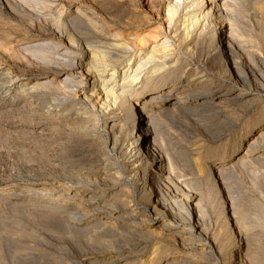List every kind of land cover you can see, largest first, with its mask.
<instances>
[{
  "label": "rangeland",
  "instance_id": "rangeland-1",
  "mask_svg": "<svg viewBox=\"0 0 264 264\" xmlns=\"http://www.w3.org/2000/svg\"><path fill=\"white\" fill-rule=\"evenodd\" d=\"M167 1L0 0V264H264V0H215L188 44L172 37L184 11L169 20ZM208 1L184 6L207 11ZM76 10L82 21H74ZM60 13L69 21L64 31ZM220 27L232 50L226 76L221 57L203 61L216 57ZM67 31L76 42L64 57L54 46L68 45ZM121 40L179 63H158L168 71L142 87L157 63L147 66L126 90L127 100L139 99L96 110L83 100L88 77L67 60L88 46L113 63ZM187 65L204 77H182ZM203 79L212 105L170 111L169 97L193 96L185 83ZM241 92L242 100L219 101ZM142 106L164 160L157 181L129 177L108 150L105 126L122 120L111 130L118 143L135 135ZM95 192L103 194L94 199ZM111 196L135 215L103 209ZM188 205L201 228H191Z\"/></svg>",
  "mask_w": 264,
  "mask_h": 264
},
{
  "label": "bare ground",
  "instance_id": "bare-ground-1",
  "mask_svg": "<svg viewBox=\"0 0 264 264\" xmlns=\"http://www.w3.org/2000/svg\"><path fill=\"white\" fill-rule=\"evenodd\" d=\"M209 1L210 3L207 4L209 9L207 8V11L205 9V11L198 12L197 10L195 11V8L199 6L198 2L192 3V9H189L187 8V6H184L186 4V0H168L167 7H166V12H167L166 14L169 20H171L169 18L170 16L172 17V16L177 15L178 10L181 7L183 8V11H184L180 21H178L177 24H175L174 27L172 28V32H171L172 37L178 40H181L183 43L188 44L191 41H193L194 37L196 36L198 32H199L198 35H200L201 30L205 28V24L207 22L209 15L211 13L213 15V11L217 8V5L215 4V0H209ZM171 2L173 3L171 4L172 6L169 4ZM75 12L76 13L73 16L74 21L81 20L80 13H78L77 10ZM68 15H69L68 13L65 14V16H68ZM68 24H69V21L68 22L67 20L65 21L63 19V13H60L59 19L57 20L58 29L61 28L64 31L66 27L68 26ZM227 29L228 28L225 29L224 27L223 28L220 27V30L215 32L218 37L217 38L218 42L214 46L213 51L215 52L214 54L217 58L213 57V55L212 56L207 55L203 59L204 62H207V63L212 62V63L218 64L217 60L221 57L223 62L222 63L219 62L217 69L219 73L225 76L226 74H230L233 70L232 66L230 65L231 62H229L230 57L232 56L231 55L232 50L229 47V36L226 34L228 31ZM59 31H60V35H59V39H60L62 38V36H61V30ZM70 34H68V31L65 34L66 39L69 40L68 41L69 43L67 46L62 47V45L59 43L54 46V48L57 51V54L61 52L62 56L64 57H68L70 56V54H72L70 50L73 49L74 47L73 44L76 41L74 37H72V35ZM163 42H166V40L164 39ZM115 48L117 50H120L119 52L120 55L115 56L116 60H114L113 63H108V64H105L104 62L102 63L98 59L97 55L91 49L89 50L88 46H85L86 51L82 56L80 57L72 56V58H69L67 60L68 61L67 63H69L71 70H78V72L81 75L83 74L84 76L86 75L88 77L89 84L87 85V88L82 93L83 100L91 102V106L96 110L103 111L104 109H106L105 112H107L108 110L112 108L122 107V105H124L126 102H130V101L132 102V100L134 99L136 100L139 99L141 97V93L140 94L136 93L133 97L130 98V100H127L126 90L128 91V89L130 88L132 89L133 86L141 82L140 80L144 78L143 73H144V70H147V66L157 63V67L155 65L154 67H151L149 77L145 79L146 81L143 83L142 87L149 86V84L152 81L150 79L158 75L160 72H167L168 70L166 69L163 70V68L166 67V65L176 66L179 63L178 58L172 59L173 57L171 58L167 53L157 55L155 53L156 52L155 47L153 46L149 50V52L146 53L143 51L134 50L130 45L127 44V42H125L124 40H121L115 44ZM214 60H216L217 62H215ZM158 63L163 64V65L166 64V65H164L163 67V66H160V64ZM214 66H217V65H214ZM234 66H236L234 69L236 70L237 65L234 64ZM181 73H182V77L185 75L188 76V74L189 76H193L192 74H194V76H197V77H204L203 72L199 71V67L197 66L192 67L190 65H187ZM185 84L187 86V90H189L187 94H193V96L188 97V98L179 97V96L169 97L171 104L173 106L170 111H174L176 110V108L181 109V110H188V111L192 110L193 108L200 110L214 103L213 98H211L210 95L207 93V91L210 90V88H208L207 85H211V84H204V79L194 84H190V83H189L190 85L188 83H185ZM244 96L245 94L241 92V93H237L233 98H227L223 96L222 98L219 99V101L220 102L225 101L228 103L230 99L232 101L242 100ZM154 100L155 98L153 97L150 100H147L149 102V106L152 104ZM144 103H146V100ZM144 103H143V106H144ZM135 104L138 105L139 103H135ZM143 106L140 109L138 108L139 112L141 113L140 115L137 116L135 125L139 123L141 127L140 129H138L135 135L131 134L126 139L118 143L117 142L118 140L114 137L115 135L113 137L111 136V134H113L111 133L112 132L111 130L115 126L121 125L120 123L122 120L120 119L112 120L110 121L111 125L109 128H106L107 125L105 126V129L109 135V140H110V146L108 150L109 152H111L110 153L111 155L112 154L116 156L120 155L122 157L124 162L128 165V176L129 177H137L140 174V172L141 173L143 172L145 178H148L149 180L157 181L163 176L161 175V173L164 170V166H163L164 160L161 159V157L156 155L155 149L151 146V145L155 146V143H154L155 139L153 141L154 128L152 127V123H151V126H149L152 118L145 111V108L143 109ZM144 111L145 113H142ZM119 127H122V126H119ZM145 159L147 160V162ZM147 163L150 164V167H151L150 170H148L147 167H145V164ZM102 175L104 174L102 173ZM102 181L100 182L102 183ZM102 194L103 192L102 193L95 192L93 194L95 196L94 199L100 197ZM76 195H80V194L74 193L71 196L73 197ZM76 207L80 208V206L78 205ZM187 208L189 211L188 220L192 222L191 228L193 230L201 228L199 222L197 220L195 221V219L193 218L194 214L192 215V208L189 207V205L187 206ZM103 209L113 210L115 212H119V213H122V215H127V216H130V215L132 216V215H135L136 213L134 209H131L130 207H126V204L124 202L119 201V200L116 201V199L113 197L106 203ZM116 218H123V219L125 218V220L128 219V218L126 219V217H123V216L122 217L116 216Z\"/></svg>",
  "mask_w": 264,
  "mask_h": 264
}]
</instances>
